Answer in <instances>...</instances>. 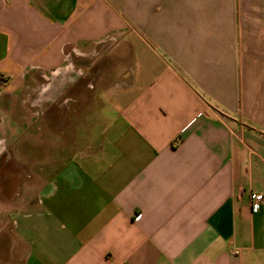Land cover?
Instances as JSON below:
<instances>
[{
  "label": "crops",
  "instance_id": "crops-1",
  "mask_svg": "<svg viewBox=\"0 0 264 264\" xmlns=\"http://www.w3.org/2000/svg\"><path fill=\"white\" fill-rule=\"evenodd\" d=\"M251 192L264 0H0V264H264Z\"/></svg>",
  "mask_w": 264,
  "mask_h": 264
},
{
  "label": "built area",
  "instance_id": "built-area-1",
  "mask_svg": "<svg viewBox=\"0 0 264 264\" xmlns=\"http://www.w3.org/2000/svg\"><path fill=\"white\" fill-rule=\"evenodd\" d=\"M251 205L254 210L260 209L264 202V195L258 192L250 193Z\"/></svg>",
  "mask_w": 264,
  "mask_h": 264
},
{
  "label": "rangeland",
  "instance_id": "rangeland-1",
  "mask_svg": "<svg viewBox=\"0 0 264 264\" xmlns=\"http://www.w3.org/2000/svg\"><path fill=\"white\" fill-rule=\"evenodd\" d=\"M125 61H127V60H125ZM126 65H127V64H125V62H124V64H123V66H122V67L124 68V67H126Z\"/></svg>",
  "mask_w": 264,
  "mask_h": 264
}]
</instances>
